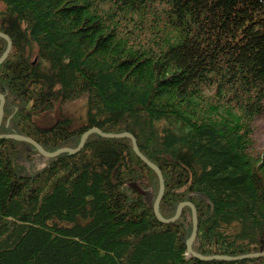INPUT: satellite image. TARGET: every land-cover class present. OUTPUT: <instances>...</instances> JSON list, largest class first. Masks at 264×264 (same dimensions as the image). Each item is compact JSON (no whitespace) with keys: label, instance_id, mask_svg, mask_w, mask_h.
<instances>
[{"label":"trees","instance_id":"1","mask_svg":"<svg viewBox=\"0 0 264 264\" xmlns=\"http://www.w3.org/2000/svg\"><path fill=\"white\" fill-rule=\"evenodd\" d=\"M0 33V135L127 133L193 254L264 253V0H0ZM158 191L126 138L0 140V264H264L186 254Z\"/></svg>","mask_w":264,"mask_h":264},{"label":"water","instance_id":"2","mask_svg":"<svg viewBox=\"0 0 264 264\" xmlns=\"http://www.w3.org/2000/svg\"><path fill=\"white\" fill-rule=\"evenodd\" d=\"M0 38L6 41V49L4 51V53L1 55L0 57V64L2 63V61L5 59V57L7 56V53L9 52L11 43L9 41V39L0 33ZM3 97L0 95V120H1V114H2V107H3ZM91 133H95L103 138H110V139H119V138H126L129 139L131 142V148H132V152L134 153V155L139 159V161L146 166L147 168H149L151 171H153L158 179L159 182V191L157 194V197L153 203L152 206V212L154 217L162 224H169L174 222L180 215L181 209L183 207H188L190 209V214H191V233L189 236L188 241L186 242L185 248H186V254L191 255L192 257L201 260V261H211L213 259L215 260H219V261H227V262H235V261H241V260H246V259H257V258H262L264 259V253H251V254H247V255H242V256H238V257H226V256H217V257H213V258H204V257H200L198 255H195L191 252L190 250V245L195 237L196 234V214H195V210L193 208V206L188 203V202H183L180 203L177 206L175 215L167 220H163L159 217L158 213H157V205L158 202L162 196L163 193V181H162V177L160 175L159 170L157 169V167H155L153 164H151L149 161H147L137 150L134 139L127 133H122V134H115V135H107V134H103L100 131L96 130V129H90L88 131H86L85 133H83V135L81 136L80 142L78 144V146L75 149H67V148H63V149H59L53 153H45L34 141L26 138V137H22L19 135H0V140H5V139H9V140H16V141H21L24 143H27L29 145H31L33 147L34 150H36L42 157L44 158H53L61 153H68V154H75L77 153L82 145L84 144L87 136Z\"/></svg>","mask_w":264,"mask_h":264},{"label":"rangeland","instance_id":"3","mask_svg":"<svg viewBox=\"0 0 264 264\" xmlns=\"http://www.w3.org/2000/svg\"><path fill=\"white\" fill-rule=\"evenodd\" d=\"M68 112L74 114L82 113L81 102L74 103L67 107ZM57 114L53 113L51 116H42L38 120V125L41 127H48L54 122ZM251 134V153L253 155L264 156V102L261 104L259 114L253 118L249 126Z\"/></svg>","mask_w":264,"mask_h":264}]
</instances>
